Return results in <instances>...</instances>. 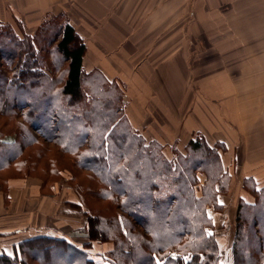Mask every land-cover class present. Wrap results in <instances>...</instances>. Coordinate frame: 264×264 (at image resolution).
I'll use <instances>...</instances> for the list:
<instances>
[{
    "label": "crops",
    "instance_id": "0c3cea01",
    "mask_svg": "<svg viewBox=\"0 0 264 264\" xmlns=\"http://www.w3.org/2000/svg\"><path fill=\"white\" fill-rule=\"evenodd\" d=\"M25 1L26 12H43L52 0H39L38 5ZM65 1L66 21L86 44L83 68L90 89L96 90L99 77L104 83L117 82L124 90L123 116L129 124L147 140H161V135L145 132L156 122L149 108H160L170 133L178 115L169 94L175 96L178 77L177 88L184 95L183 132L202 133L211 145L226 146L220 153L224 171L234 177L240 169L245 178L237 200L255 204L257 194L264 193V0ZM195 60L206 66L199 63L195 70L200 78L191 93V70L180 68V62ZM222 123L228 129H217ZM216 187L221 188L218 203L225 204L228 185L226 192L219 182ZM198 188L200 198L203 190ZM16 227L0 230V252H9L6 246L13 249L23 234L26 239L41 234Z\"/></svg>",
    "mask_w": 264,
    "mask_h": 264
},
{
    "label": "trees",
    "instance_id": "16d2710c",
    "mask_svg": "<svg viewBox=\"0 0 264 264\" xmlns=\"http://www.w3.org/2000/svg\"><path fill=\"white\" fill-rule=\"evenodd\" d=\"M47 26L45 25L46 29L43 30L46 31L43 34L46 41L57 42L53 48L47 49L50 58L46 57V52L42 54L38 45V41L41 42L42 39L39 34L32 37L30 41L24 39L16 42V39L12 43H8L10 40L1 43L0 51L7 64H12L14 58H23L24 55L26 64L22 63L21 66L15 64L14 74L5 73L4 67L7 65L3 61L0 63V112L4 115L20 114L27 123L29 122V129L34 126L39 127L46 137L45 139L57 140V145L64 153L70 154V148L78 150L82 157L81 161L92 168L104 169L103 175L111 178L117 189H126L122 186L128 187L129 178H135L134 176L143 172V169L146 171L149 166L148 162L152 163L151 168H153V172L149 171V173L156 174L161 179L166 177L168 180L169 173L172 172L174 176L171 177V180L178 177L183 182L179 184L175 181L176 184L169 185L172 188L171 191H168L169 186L166 188L165 185L149 182L152 183L150 186L142 187L145 188L146 196L141 195L137 198H133L134 189L129 186L128 194L126 193L128 198L122 204V211L125 214H118L120 228L124 226L129 228L126 227V230L119 228L123 233L117 235V246L111 250L112 255L110 254L111 257L108 258L113 260L114 264H123L122 257L124 256L131 257L132 264H159L158 261L154 262L155 257L160 258V264H220L218 243L207 232L213 219L209 216L207 207H211L210 204H212L218 209L217 195L221 188L217 191L216 183L219 182L223 189L226 188V182H221L215 176L214 181L210 179L211 177L206 178L204 184L206 193L204 192L200 198L197 197L194 184L198 181H191L190 172L188 176L175 175L176 172L161 153V149L157 151L151 147L154 141H146L139 134L140 132L129 124L123 114L119 115L116 114L117 110H110L112 96L107 97L106 95L107 92H110L109 89L103 94L101 92L102 83L99 82L96 90L90 91L95 93L91 95L87 91L85 82H87L88 76L83 68L86 44L77 30L67 21L58 24L54 34L47 32L48 29H51ZM10 31H12L11 28ZM12 33L14 32H9L10 35ZM10 47L13 50H9ZM62 64H66V66L59 73ZM55 69L56 75L51 71ZM8 84L9 87L5 86ZM45 102L49 107L42 109ZM53 105H56V108L53 109ZM42 119H45L49 124L45 130L42 129L45 126L42 125L44 123ZM23 126L25 125L23 124ZM23 126L19 127L20 132L17 133L15 139L9 137L0 139V144L17 146L18 138L31 137L29 131L27 134L24 133ZM68 130H72V136L70 133L68 136L66 135ZM78 133H82L84 136L78 135ZM133 137L135 141H133ZM201 143L203 142L201 141ZM199 144L198 141L194 143V145ZM208 146L205 151L196 149L202 153L199 155L198 161L207 150L212 153ZM16 149L19 151L12 155L10 153L9 159L21 155L22 147H16ZM212 154L211 157L214 158L218 167V162H216L218 154ZM124 157L128 158V161ZM182 159L183 166L176 165L174 168L185 172L184 168L187 166L186 163L190 164V158ZM218 168L220 169L221 166ZM221 171L223 172V168ZM214 190L217 192L216 194ZM123 191L125 193V190ZM260 203L263 212L259 215L264 218V198ZM242 204L248 205L249 203ZM250 206H254V204H250ZM143 211L147 213L150 220L144 218ZM262 218L255 222V225L258 226L257 233L260 231L264 233ZM260 221L261 223H259ZM135 223L138 226H143L144 229L148 226L151 240L145 239L142 229L138 228ZM90 225L91 228H87V233L89 236H94L92 235L94 233L92 220ZM257 233V244L261 247L264 258V234ZM183 238H187L185 242L180 241ZM47 251L50 254L49 262L53 264H100L99 260L88 254L89 251L75 245L72 241L70 242L67 237L44 233L27 239L23 238L11 249V252H0V264H28L30 263L26 257L28 252L40 262L50 264L45 257ZM157 251L164 254L160 256L159 253L156 254ZM116 254L119 259L113 257ZM263 263L264 259H262ZM238 264H245V261L242 259L238 261Z\"/></svg>",
    "mask_w": 264,
    "mask_h": 264
},
{
    "label": "rangeland",
    "instance_id": "374dc122",
    "mask_svg": "<svg viewBox=\"0 0 264 264\" xmlns=\"http://www.w3.org/2000/svg\"><path fill=\"white\" fill-rule=\"evenodd\" d=\"M35 1V4L38 5L39 0ZM25 3V0H0V4H2L0 7V45L1 43L8 42V40H10L8 43L15 42L16 39V42L24 39L30 41L32 37L39 34L42 39L41 42L38 41V45L41 48L42 54L46 52V57L50 58V53L47 49L53 48L57 42L52 41L49 43L46 41L43 35L46 32L43 31L46 29L44 26L48 25L51 27L47 32L54 34L57 25L66 22V14L63 13L62 7L69 3L63 0L61 4L58 1L52 0L48 3V10L46 9V11L43 12H38V9L26 12ZM10 28L14 32L12 35L15 36L9 34V32H12ZM8 49L13 50L12 47ZM2 56L0 51V63L3 61L4 64L7 65L4 67L5 73H14L15 64L19 66H21L22 63H24V65L26 64L25 55L23 58H14L12 64H7ZM211 57L213 58L214 55L211 54ZM135 63H137V61H135ZM158 63L160 64L162 62ZM199 63L206 66L204 62L196 60L180 62V68H182L181 65H183L184 68L186 67L187 72L189 68L191 70L189 78L191 93L192 90H194V84L200 78L198 76L199 72L195 71L199 67ZM213 63L214 62H211L212 67ZM65 66L66 64H62L58 72L61 73ZM56 69L54 71L51 70L52 74H57ZM129 69H125V71L129 73L133 67ZM175 72L176 74L178 72L176 67ZM200 73L204 72L201 71ZM205 73H207V69ZM87 81V85L85 82V86L87 91L90 92L92 91L90 87L93 88V86L90 85V78ZM99 82L102 83L103 90H110V94L108 92L106 93L107 97L112 96L110 110H117L118 113L116 114L122 115L125 104L124 90L117 82L110 84L105 81V84L102 77H99ZM174 85V89H176L174 92L175 96L173 97L172 94H169V100L170 97H172L171 100L174 101V107L178 118L176 119L175 125H173V129H171L172 131H170V133L169 130L167 131L170 124L167 123L166 117L160 111V108L157 107L149 108L156 122L149 126V131L145 129V132L147 136L161 135V140H147L143 134H139H141L146 141H154L151 147L157 151L161 149V153L170 162L173 171L176 172L175 175L183 174L188 176L190 172L191 181H198L194 184L195 193L196 191L198 192L199 185L202 187L203 195L204 192L206 193L204 184L208 177H211L210 179L214 181L215 176L218 180L226 182V185H228V191L226 188L222 189V191H227L225 194L226 197L224 198L227 204L220 205L219 203L218 209L212 204H210L211 207H207L209 216L213 218L212 225L210 226L211 228L208 227L207 232H209L212 239L214 238V241L218 243V259L220 264H238V261L242 259L245 261V264H262V259H264L262 256L263 251L257 244L256 230L258 226L255 225V222L262 218V215H259V213L263 212V207L260 202L264 193L262 191L257 194L259 200L254 206H250V204L241 205L244 201L242 202L240 197L239 201L237 199L244 188V184H246L244 182V176L240 169L238 173L234 174V177L227 173V171L224 173V169L223 172L221 171L225 163H223L220 153L221 150H226V146L222 143L218 142L217 144L213 143V145H211L202 133L183 132V126L179 121L181 120L180 113L183 109L184 95L181 97V90L177 88L181 86L178 77H176ZM5 86L9 87L10 85L8 84ZM150 87H154V84L149 86V88ZM47 106L48 103L45 102L42 109L47 108ZM54 108H56V105H53V109ZM42 122H44L42 125H45L42 129L45 130L49 124H47L48 122L45 121V119H42ZM23 124L25 126H23ZM20 126L25 128L24 133L27 134L29 131L31 137L28 138L27 136V138H25L26 140L18 138L19 142H17V146H4L0 144V199L2 200L0 204V230L6 229V231H9L19 226L22 228L20 230L23 233L33 234L41 232L44 234L67 237L70 242L72 241L75 245L89 251L88 254L99 260L100 264H114L113 260L108 258L111 257L109 256L110 254L112 255L111 250L117 246V235L123 233L120 230L122 227L120 228L118 223V214H125L124 211H122V204L128 198L127 191L129 190V186L134 189L133 198H137L141 195L146 196V192L144 191L145 188H142L145 185L148 187L152 183H158L166 187L176 184L175 181L179 184L183 183L178 177H176L175 180H171V177L174 176L172 172L169 173L170 177H168V180H166V177H162L161 179L160 176L149 173V171L153 172V168H151L152 163L148 162L149 166H147L146 171L143 169V172H139L137 176H134L135 178H129L128 187L122 186L126 189H117L112 183L111 178L103 175L105 172L104 169L98 167L92 168L82 162V157H80V152H78V150H72L73 148H70V154L67 152L64 153L57 145V140L45 139L46 137L40 131L39 127L34 126V128L29 129V122L27 123L20 114L4 115L0 112V139H5L7 137L15 139V136L18 135L17 133L20 132ZM123 126L125 125L123 124ZM122 128L127 130L124 127ZM223 128L228 129L225 123L217 126L219 130ZM47 132L51 133L49 130H47ZM69 133L72 136V130H68L66 135L68 136ZM78 135L84 136L82 133H78ZM133 141H135L134 137ZM197 141L198 144H200L194 145ZM201 141L203 143H201ZM19 145L22 147L20 152L21 155L17 158L14 156L9 159L8 156L10 153L12 155L14 152L19 151L16 149V147H20ZM207 146L211 149L212 153L218 154L216 162H218V167L221 166L220 169L217 167V164H215L214 158L211 157L213 154L208 150L201 156L200 161H198L199 155H202V153L197 150L205 151ZM182 158H190V164L186 163L187 166L184 168V170H186L185 172H182L180 169L175 170L174 168L176 165L183 166ZM230 158H225V161L229 163ZM124 159L128 161V158L124 157ZM161 159L163 158L161 157ZM151 160L150 158V161ZM202 180L205 181L202 183ZM12 186L15 187L12 188ZM170 186L168 191L172 189ZM123 190H125V193ZM216 190L219 191L217 187ZM214 193L216 194L217 192L214 190ZM2 212L4 215H2ZM142 215L147 220H150L145 211L142 212ZM91 220L94 225V233L92 232L94 236H89L87 233V228H91ZM261 221L264 228V218H262ZM261 221L259 223H261ZM136 226L142 229V235L145 239L151 240V233L148 231V226H146L145 229L143 226H138L137 224ZM126 227L127 226H124L122 229L126 230ZM261 232L262 231L258 233L260 235L264 234ZM22 236L21 238L26 237L24 234ZM186 239L187 238H183L180 241L185 242ZM1 240L5 241L6 238ZM127 246L129 247V245ZM4 248H6L7 251L11 250L10 246ZM158 253L160 256L164 254L163 252L160 253V251H157L156 254ZM172 253H175V251H172ZM49 256V251H47L45 257L48 262L50 260ZM26 257L30 261L28 264H47L40 262L37 258H33L34 256L30 252L26 253ZM113 257L119 259L117 254ZM130 258L131 257L127 258L126 256L122 257L123 264H132ZM107 260L109 261L107 262ZM155 261H158L159 264L161 263L158 257H155L154 262ZM49 263L53 264L51 262Z\"/></svg>",
    "mask_w": 264,
    "mask_h": 264
}]
</instances>
